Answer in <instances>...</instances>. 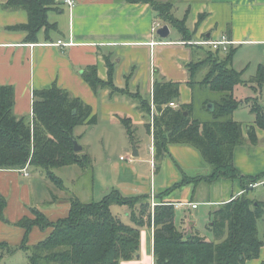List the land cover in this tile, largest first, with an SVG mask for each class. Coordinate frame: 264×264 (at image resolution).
I'll use <instances>...</instances> for the list:
<instances>
[{"label":"trees","instance_id":"trees-1","mask_svg":"<svg viewBox=\"0 0 264 264\" xmlns=\"http://www.w3.org/2000/svg\"><path fill=\"white\" fill-rule=\"evenodd\" d=\"M126 1L150 5L157 21L175 29L182 41L193 49L196 59L185 65L190 73L187 84L193 91V102L180 104L182 84L175 81L156 79L148 98L140 92H131L128 87L119 88L115 84V65L110 56H105L107 81L99 78L96 66L85 68L82 78L96 94L106 89L110 97L119 96L136 102L148 121L146 128L152 135L157 163L161 164L170 155L171 145H187L201 154L211 173L190 177L178 166L182 181L156 197L154 211L151 196H125L118 189L111 190L99 202L85 203L71 198L68 216L56 221L32 208L33 218L25 217L15 224L26 231L22 244L12 249L2 244L0 248H5L9 256L19 250L27 252L28 264H121L138 256L143 228L154 226L155 264H247L259 259L264 234L261 240L258 223L264 217V202L253 198L251 190L264 183V173L244 175L234 164L235 149L246 142L241 123L233 119L241 106L235 98V89L244 83V71L233 67L237 49L215 51L195 44L198 41L187 27L188 13L183 19L175 17L171 1ZM61 5L60 0H7L2 7L27 12L26 24L8 29L26 33V41L33 43L39 40L43 30L46 40L58 30L56 23L49 21V13ZM204 17L200 15V22ZM254 81L264 84L263 65H259ZM197 92L200 95L196 99ZM199 96L205 117L195 116ZM173 103L178 104V108L172 107ZM209 104H214V111L208 109ZM14 105V87L0 86V170L39 168L63 189L64 183L55 170L69 166L84 169L91 162L83 151L75 152L74 141L77 140V127L97 122L92 107L57 85L34 92L32 122L17 117ZM251 112L256 117V124L264 129V109L254 104ZM121 123L135 144L131 121L124 118ZM248 135L249 142L256 144L254 128ZM220 179L241 181L244 193L212 212L207 228L212 239L201 234L185 236L175 225L173 206L164 204L163 198L186 185L200 182L212 185ZM114 205L127 207L129 223L113 214L111 208ZM6 207L7 199L0 193V220L11 224L5 215ZM34 227L42 231L50 229L51 233L36 245L29 246V235ZM260 264H264V260Z\"/></svg>","mask_w":264,"mask_h":264},{"label":"crops","instance_id":"crops-1","mask_svg":"<svg viewBox=\"0 0 264 264\" xmlns=\"http://www.w3.org/2000/svg\"><path fill=\"white\" fill-rule=\"evenodd\" d=\"M60 1L59 9L49 13V21L56 23L58 30L52 32L48 40L43 30L37 42L28 43L26 33L8 29L26 24L27 12L5 10L2 5L7 0H0V86L14 87L17 117L32 122L34 92L57 85L90 105L93 115L97 116V125L102 121L114 127L125 118L131 121L134 132H137L136 128L146 126V116L137 104L123 97H110L106 89L96 94L82 78L85 68L96 66L99 78L107 81L105 56L113 60L115 84L119 88L128 87L133 93H146L150 97L156 79L175 81L182 84L180 104L193 102V91L187 84L190 73L185 67L196 59L193 49L182 41L178 32L172 37L171 27L165 42L152 33L154 24L161 21H157L150 5L126 0H74V7L69 9L64 0ZM158 1L173 2L181 19L188 13L187 27L194 33L196 41L220 39L226 35L234 43L231 48L237 50L245 46H264V0ZM200 15H205L201 22ZM153 42L157 45L151 46ZM254 78L248 80L242 76L244 83L237 86L234 93L241 106L233 115V119L241 123L246 140L235 149L234 164L242 174L250 176L264 173V129L256 124V117L251 112L254 104L264 109V84L259 85ZM243 86L251 88L259 99L255 100L246 91L238 96L237 92ZM244 108L249 110L248 113L241 111ZM251 128L256 132V144L248 140ZM135 148L138 156L133 162L121 160L122 155L120 161L108 162L112 188L125 196H151L154 189L158 197L173 188L183 179L177 163L190 177L208 175V165L193 147L171 145L170 156H166L159 166L155 158L148 159ZM28 171L26 176L24 171L0 170V192L7 198L5 215L11 223L0 220V245L20 246L26 231L15 224L25 217L33 218L30 205L34 202L30 190H34L35 182ZM28 178L29 182L25 181ZM202 184L207 187L201 189ZM258 188L251 190L252 197L264 202ZM45 189L47 195L45 193L42 199L35 198L36 208L51 221L67 217L71 198L68 199L70 194H66L65 185L58 194L57 189ZM243 193L241 181L220 179L212 185L205 182L195 187L186 185L165 196L163 202L173 206L175 225L185 236L201 234L209 238L203 227L208 231L212 212ZM44 203L48 206L41 209ZM193 204H197V208H193ZM123 208L128 217L127 207ZM50 233V229L42 231L34 227L29 235V246L36 245ZM263 260L264 246L259 259L247 264H260ZM121 264H155L154 226L142 231L138 256Z\"/></svg>","mask_w":264,"mask_h":264},{"label":"rangeland","instance_id":"rangeland-1","mask_svg":"<svg viewBox=\"0 0 264 264\" xmlns=\"http://www.w3.org/2000/svg\"><path fill=\"white\" fill-rule=\"evenodd\" d=\"M173 12L175 17L179 19L182 18L180 12H177V10H174ZM171 31L172 37L177 34L175 29L171 28ZM234 59L235 61L233 66L235 69H245L243 78L249 80L254 76L256 77L259 65L261 64L264 66V46H245L244 48L239 47ZM239 91V93L237 92L238 96H240L242 91H246L251 94L255 100L257 98V95H255L251 88L244 87L240 88ZM198 95H200L199 92L196 94V99ZM143 96L148 97L146 93H144ZM126 99L131 103H136L128 98ZM257 99H259V97ZM196 104L197 106L195 116L200 117L203 115L205 117L206 114L202 109V101L200 100V96L198 97V103ZM241 111L247 112L249 110L244 108ZM107 125L108 123L101 121L98 125L96 122L95 124L82 125L75 129V136L77 137L79 145L83 147V154L87 155L91 159V162L84 169L80 168L79 166H69L55 170V174L62 179L66 189H68L66 193L70 194L68 199L78 198L85 203L101 201L107 194L111 192V190L114 189L112 188L110 181L111 178L108 168L109 160L116 162L120 161L119 158L121 155L124 157L132 156L134 147L140 149L142 156H145L148 159L155 158V156H152L151 153L153 139L148 133L145 125L142 126V128H136L137 132H135V144L130 139L128 131L122 123H116L114 127ZM204 162L206 163L205 160ZM177 166H179L178 163ZM208 167L209 171L207 174L209 175L211 173V168L210 166ZM28 172L31 175V179L35 182L34 190H30L34 202L30 205V208H36L35 198L42 199L45 193L46 195L48 194L45 187L48 189L50 188L53 191L54 189H57V194L59 191H62L58 185H56L47 177L44 170L31 167L29 168ZM25 181L29 182V178L25 179ZM262 184L264 183H261L256 187H259L257 190L261 193L260 196L262 197V200H264V186H261ZM191 185L194 187L196 186L194 183ZM110 187L111 189H109ZM205 187H207L206 184H202L200 186L201 189H204ZM1 195L3 194L1 193ZM4 197L6 198V196ZM47 206L48 205L44 203V205H42L40 208L45 209ZM111 209L114 215L119 216L123 222L129 223L128 217L126 216V208L114 205ZM146 228L149 227H145L143 230ZM203 230L209 236V239H212L211 233L206 231L205 227H203ZM258 232L259 238L262 240L264 234V217L258 223ZM9 247L12 249L15 246ZM3 254H5V256ZM6 254H8V251L0 248V255H3V257L0 258V264H28V253L23 250L17 251V253L12 256Z\"/></svg>","mask_w":264,"mask_h":264},{"label":"built area","instance_id":"built-area-1","mask_svg":"<svg viewBox=\"0 0 264 264\" xmlns=\"http://www.w3.org/2000/svg\"><path fill=\"white\" fill-rule=\"evenodd\" d=\"M64 3H65L66 6H68L69 9H72L74 7V5H75V1L74 0H64ZM161 27H162V23H155L154 27L152 29V33L153 34H157L158 29H160ZM59 44H62V42L59 41ZM160 44H164V43H160ZM195 44L204 45V46L212 48L215 51L222 50L224 52H227L231 48V46L234 45L233 41L228 39V37L226 35H223L220 39L202 40V41L196 42ZM155 45H157V43H155V42L151 43V46H155ZM171 106L174 107V108H178V105L175 104V103H173ZM152 110H153L152 111L153 115H152V119H151V124L153 126V124H154V119H153V117H154V105H152ZM151 153H152V156H155L154 143H153V147H151ZM134 159L135 158L133 156H130L128 158L121 157V160H123V161L127 160L129 162H133ZM153 159H152V166L154 168L155 161ZM23 171L26 172L25 173L26 176L29 175L27 173V169H24ZM151 203H152V209L154 211V207L157 205V203H156V194L154 192V189H153V191L151 193ZM192 207L193 208H197V204H193Z\"/></svg>","mask_w":264,"mask_h":264},{"label":"water","instance_id":"water-1","mask_svg":"<svg viewBox=\"0 0 264 264\" xmlns=\"http://www.w3.org/2000/svg\"><path fill=\"white\" fill-rule=\"evenodd\" d=\"M157 34L162 39H168L169 35H170V27L168 25L162 26L160 29H158ZM208 109L210 111H214V104H209L208 105ZM186 115H187V113H186ZM74 150L77 153H80V152L83 151V147H81L79 145V142L77 140L74 141ZM132 155H133V157H137L138 156V152H137L135 147H134V151H133Z\"/></svg>","mask_w":264,"mask_h":264}]
</instances>
